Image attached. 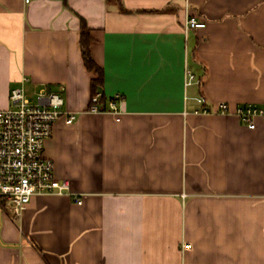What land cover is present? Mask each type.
Here are the masks:
<instances>
[{
	"label": "crops",
	"instance_id": "obj_1",
	"mask_svg": "<svg viewBox=\"0 0 264 264\" xmlns=\"http://www.w3.org/2000/svg\"><path fill=\"white\" fill-rule=\"evenodd\" d=\"M21 85L76 115L44 144L71 194L0 208V264H264V115L200 112L264 111V0H0V109Z\"/></svg>",
	"mask_w": 264,
	"mask_h": 264
},
{
	"label": "built area",
	"instance_id": "obj_2",
	"mask_svg": "<svg viewBox=\"0 0 264 264\" xmlns=\"http://www.w3.org/2000/svg\"><path fill=\"white\" fill-rule=\"evenodd\" d=\"M30 1L24 0L25 3ZM185 27L202 28L204 23L188 18ZM193 82H197L195 75L185 70V85ZM37 95L34 104L23 85L12 88L11 106L0 109V208L13 216L21 214L35 195L71 194L68 182L55 177L53 161L44 155V144L60 116L65 117L66 124H72L76 115L62 109L63 98L51 87H40ZM101 96L100 92L91 96L89 111H101L98 108ZM203 101V98L199 99V102ZM200 112L232 113L249 128L255 127L257 116L264 115L258 106L240 105L230 111L224 102L218 103L215 110L203 108ZM74 200L81 203V199L75 197Z\"/></svg>",
	"mask_w": 264,
	"mask_h": 264
},
{
	"label": "trees",
	"instance_id": "obj_3",
	"mask_svg": "<svg viewBox=\"0 0 264 264\" xmlns=\"http://www.w3.org/2000/svg\"><path fill=\"white\" fill-rule=\"evenodd\" d=\"M90 41H91L90 33L86 28L85 23L82 22L81 33H80L81 53H82L84 65L87 68V70L94 71L97 74V77L92 80V87L94 92L95 89L98 87V85L102 82V71L95 64V62L91 57L90 49H89Z\"/></svg>",
	"mask_w": 264,
	"mask_h": 264
},
{
	"label": "rangeland",
	"instance_id": "obj_4",
	"mask_svg": "<svg viewBox=\"0 0 264 264\" xmlns=\"http://www.w3.org/2000/svg\"><path fill=\"white\" fill-rule=\"evenodd\" d=\"M40 87L39 88H33V87H27V97L29 98V100L32 102V103H37V93L39 91Z\"/></svg>",
	"mask_w": 264,
	"mask_h": 264
}]
</instances>
